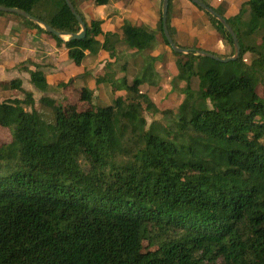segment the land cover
I'll use <instances>...</instances> for the list:
<instances>
[{
    "label": "trees",
    "instance_id": "obj_1",
    "mask_svg": "<svg viewBox=\"0 0 264 264\" xmlns=\"http://www.w3.org/2000/svg\"><path fill=\"white\" fill-rule=\"evenodd\" d=\"M70 1L85 23L81 39L64 40L20 15L0 14L52 38L77 66L86 52L119 59L121 46L131 49L122 76L113 81L106 61L95 79L130 95L68 114L53 107L52 121L32 99L0 101V126L11 136L0 143V264H264V0H244L229 17L201 0L237 37L239 56L227 62L174 39L171 0L168 32L186 53L171 49L161 17L155 28L125 19L119 31L103 32L101 20H86ZM191 4L226 47L217 56H232L223 24ZM0 6L21 9L60 33L80 31L64 0H0ZM157 43L176 56L175 78L184 82L174 109L158 108L139 89L160 79L154 65L161 56L141 55ZM129 58L140 61L134 73ZM33 65L22 67L30 84L48 91L45 72ZM0 89L22 90V82L12 78ZM92 96L81 86L78 102L91 103ZM147 113L159 116L164 132L139 130L136 120L145 122Z\"/></svg>",
    "mask_w": 264,
    "mask_h": 264
},
{
    "label": "rangeland",
    "instance_id": "obj_2",
    "mask_svg": "<svg viewBox=\"0 0 264 264\" xmlns=\"http://www.w3.org/2000/svg\"><path fill=\"white\" fill-rule=\"evenodd\" d=\"M240 1L242 0H238V3H240ZM225 6L226 3L223 2L217 7H219L224 13ZM0 15H4L2 16L3 25L0 27L1 44H3L2 41H4V45H1L2 48L0 49V81L8 82L11 78L18 77L22 82V90L10 91L0 89V101L4 98L13 96L24 97L28 100L32 99L40 116L46 121H52L53 107L59 108L64 114H68L76 109L91 108V105H107L110 104L115 97H126L130 95L123 89H117L113 82H101L92 86L85 81L83 83L76 81L73 83L71 82L72 86L69 84L66 87H57V83L65 82L72 76L75 77L80 73H88V77L93 75L94 79H96V77L103 74L101 68L105 62H103V59L99 58L95 64H91L87 68H84L82 65L77 66L65 57V54L62 53L64 52L63 50H58V52L54 54L46 49L44 50L42 48L44 46L42 42L36 41L39 43V46H37V44L34 43L35 37L36 39L39 38L41 41L47 42L46 47H48L50 41L41 39L37 32L28 35L27 31L30 29L25 27L22 21L16 16L11 14ZM202 16L204 28L209 24L203 13ZM8 21H14L15 23L8 25ZM15 29L17 31H15ZM19 29H21V31L18 33ZM12 30H14V32H12ZM21 43L23 45L27 43L31 46V48H29L30 53L23 54V51H20V53L18 52ZM161 44L162 46H165L163 43ZM213 51H215L213 53L216 55L221 53L215 48H213ZM164 53H162L164 54V59L165 57H169L171 61L175 60L176 56H174L168 48ZM19 58H22V60ZM34 61L42 62L41 67H43V71L45 73L48 72L46 76L48 75L47 78L51 85L46 92L35 89L29 82V75L22 69L23 66L34 69ZM138 63H133L131 73H134L137 70ZM157 63L158 68L156 71L158 75H160L158 84H143L139 86V89L140 91L145 92L158 108L174 109L179 103L181 98L180 95L183 94L184 82L175 78L176 68L175 65H173L174 63H169L168 65H163L161 62ZM117 64H119V62ZM117 64L116 62L114 64L112 63L109 67V69L115 71L113 81L122 76L119 73L120 70L118 69L119 67ZM52 69H56L57 72L52 71ZM81 86H85L92 91L93 96L91 98V103L87 100H79L78 102ZM192 86H196L195 79L192 81ZM58 105L61 107H58ZM144 119L145 122H142L140 118H137L136 120L140 131L148 130L153 134L164 132V126L159 120V116H150L149 113H147L144 115ZM10 138L9 129L0 126V143L9 141ZM143 245L145 246L146 242H144Z\"/></svg>",
    "mask_w": 264,
    "mask_h": 264
},
{
    "label": "crops",
    "instance_id": "obj_3",
    "mask_svg": "<svg viewBox=\"0 0 264 264\" xmlns=\"http://www.w3.org/2000/svg\"><path fill=\"white\" fill-rule=\"evenodd\" d=\"M159 1L160 0H107L105 4L97 5L94 3L93 0H75L78 10L82 13V15L84 16L86 20H90V19L101 20V29L103 30V32L119 31L120 26L123 24L125 19L131 20L137 23H142L150 28H155L159 20V17H160ZM242 1L238 3V0H206L207 3L215 7L225 2L226 6H225V10L223 14L226 17L236 14ZM2 16L4 15H0V27L1 25H3ZM12 23H15V22L8 21V25ZM170 24L175 29L174 39L179 44H182V45L194 44L204 50H207L208 52H215L213 51V48H215L221 52L219 54H223L226 50L225 49L226 47L224 46L222 40L219 38L215 30L210 25L205 26L203 28L202 12L199 11L197 8H195L191 4L190 0H171ZM15 31L17 30L15 29ZM20 31L21 29L18 30V33ZM12 32H14V30H12ZM36 32L41 39L50 41L48 43V47H49L48 48L46 47L47 42L41 41L39 38L36 39L35 37L34 43L37 44V46H39L38 42H42L44 45L42 48L44 50L46 49L47 51H50L51 53H54V54L58 52V50L59 51L63 50L64 52L62 53L65 54V57H67L66 50L62 47H59V48L56 47L55 41L52 38L45 36L43 33L38 32L36 29H30L29 31H27V34L31 35V33H36ZM62 37L64 39L66 38L65 36H62ZM2 43L3 44H1V41H0V49L2 48L1 45H4V41H2ZM29 48H31L29 44L26 43L23 45L21 43V47L19 48L18 52L20 53V51L21 52L23 51L22 52L23 54L30 53ZM119 49L121 52L120 55H122V56H119V59L109 58L107 53L104 51H99L97 54H94V55L88 54V52H86L85 59L78 66L82 65L84 68H87L91 64H95L96 61H98L99 58H101L103 59V62L109 61V62H112L113 64L115 62L116 64L119 62V64L117 65L120 68V66L123 64V59L125 58L124 55L125 54L130 55L132 53V50L126 48L125 46H121ZM166 49H167L166 46H162L161 43H157L156 45H153L151 49L144 50L141 55L142 56L160 55L161 58L157 60L154 65L155 69L157 70L158 68L157 62H161L163 63V65L174 63L173 61L169 59V57H165L164 59V54H165L164 52H166ZM19 59L22 60V58H19ZM136 61L138 62L137 59L135 60V62ZM35 63L42 66L41 65L42 62L36 61ZM104 64L105 63H103V66ZM127 64L131 70L133 67L132 66L133 60L129 58V60L127 61ZM103 66L101 70H103ZM42 68L43 67H41V69ZM29 69H32V68L29 67ZM52 71L57 72L56 69L55 70L52 69ZM47 73L48 72H46L45 75ZM119 73L120 75H123L121 71H119ZM88 75H89L88 73H84V74L80 73V74H77L75 77L72 76L71 78H69L71 86H72V83L76 81H79L81 83L85 81L88 84L94 86L96 84L94 76L92 75L91 77L90 76L88 77Z\"/></svg>",
    "mask_w": 264,
    "mask_h": 264
},
{
    "label": "water",
    "instance_id": "obj_4",
    "mask_svg": "<svg viewBox=\"0 0 264 264\" xmlns=\"http://www.w3.org/2000/svg\"><path fill=\"white\" fill-rule=\"evenodd\" d=\"M64 1L80 25V31L78 33H72V34L60 33L59 31L55 30L54 28H52V27H50L44 23H41L38 19H36L31 14H29V13H27L21 9H18V8L0 6V12H8V13H14V14L20 15L25 19H28V20H31V21L37 23L40 27L44 28V30L54 34L55 36H59V37L65 36L66 37L65 39L62 37L64 40H69V39H74V38L81 39L85 36V33H86L85 23L81 19L80 15L76 12L71 1L70 0H64ZM190 1L194 4H196L197 6H199L200 8H202L203 10H205L206 12H208L209 14L214 15L223 24L224 28L226 29V31L229 33V35L232 38L233 49H234L233 55L228 56V57H218L217 55H215L211 52H208V51H204V50H198V51H196V53L199 55H202V56L212 58L214 60L221 61V62H227V61L235 60L239 56L240 46H239V43L237 41V37H236L233 29L227 23L225 18L223 16L219 15L215 10H213L211 7H209L207 4H205L201 0H190ZM168 3H169V0H162V3H161L160 17H161V24H162V30H163L164 37L167 40L169 46L171 47V49L173 51L186 53L187 50H185L181 47H178L174 44V42H173V40H172V38L168 32V28H167Z\"/></svg>",
    "mask_w": 264,
    "mask_h": 264
}]
</instances>
